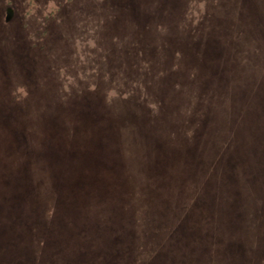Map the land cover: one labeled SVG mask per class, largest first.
I'll return each instance as SVG.
<instances>
[{
	"label": "rangeland",
	"instance_id": "rangeland-1",
	"mask_svg": "<svg viewBox=\"0 0 264 264\" xmlns=\"http://www.w3.org/2000/svg\"><path fill=\"white\" fill-rule=\"evenodd\" d=\"M0 264H264V0H0Z\"/></svg>",
	"mask_w": 264,
	"mask_h": 264
},
{
	"label": "water",
	"instance_id": "water-1",
	"mask_svg": "<svg viewBox=\"0 0 264 264\" xmlns=\"http://www.w3.org/2000/svg\"><path fill=\"white\" fill-rule=\"evenodd\" d=\"M8 18H9V11H8V15H7V18H6V20H8Z\"/></svg>",
	"mask_w": 264,
	"mask_h": 264
}]
</instances>
